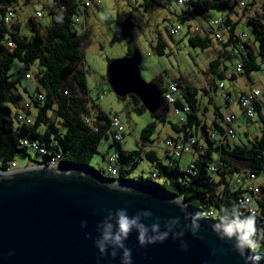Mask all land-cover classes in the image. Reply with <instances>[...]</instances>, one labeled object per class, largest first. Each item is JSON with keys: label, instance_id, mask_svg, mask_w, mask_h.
Listing matches in <instances>:
<instances>
[{"label": "trees", "instance_id": "obj_1", "mask_svg": "<svg viewBox=\"0 0 264 264\" xmlns=\"http://www.w3.org/2000/svg\"><path fill=\"white\" fill-rule=\"evenodd\" d=\"M0 1L12 4L29 0ZM54 1L55 5L50 12V28L45 36L41 35L43 24L39 18L33 16L29 19L34 38L23 34L21 24L17 23V20L12 26L5 24L3 17L6 9L0 10V157L5 162V170L8 169L7 162L16 160V155L19 152L27 153L29 151L19 146V139L23 135H30L48 147H54L57 144L64 153L63 163L66 165L89 167H92L91 163L99 152L102 142L110 140L107 128L112 117L98 105H93V111L94 109L96 111H94L96 123L101 126L98 132L93 131L85 121V115L89 113L87 98L80 97L78 105L72 106L70 109L64 108L63 104L67 99V96L64 95L65 89H69L75 95L83 96L89 95L90 91L87 83V65L82 36L75 24L76 17L81 15V9L75 0ZM192 7L190 16L194 17L205 15L213 10L232 9L227 2H217V0H203L196 2ZM252 14L254 15L250 19L249 28L253 34V43L247 44L245 52L239 51L238 39L231 38L227 43L222 44L223 49L217 51V56L215 55L209 62L213 73L220 77L225 75L227 66L225 71L220 70V67L223 59L231 56L229 47L237 48L242 57L241 62L245 73L249 74L252 71L262 69L261 61L264 62V12ZM121 28L130 44L127 55H131L134 51L132 25L127 20L121 24ZM8 39L14 41V47H6ZM211 42L209 37L204 38L198 34L189 37L191 45L200 46L203 49L209 48ZM17 58L23 62L25 69H31L32 63L39 61L38 72L34 75L37 76L39 82L37 90L45 94L44 101L34 103L33 111L36 112H32L34 123L23 128L16 126L14 110H19L23 106L25 98H23L22 93H16V91L22 89L28 97L32 93L28 87L19 86L21 85L19 80L12 78V62ZM234 76H237L236 72H234ZM178 85L181 97H178L176 106L181 109L189 107V112H186L187 121L181 123L178 119L173 120L164 117L161 119V115L157 113L155 115L159 121L170 122L176 131L184 132L185 135H198L197 132L201 130L207 137L209 126L198 113L200 109L198 89L191 84L181 85L178 83ZM160 87L164 93L165 87L162 85ZM130 96L134 98L140 112L147 111L139 98L134 95ZM218 111L217 105L215 111L217 116H219ZM52 112L55 117H53ZM257 114L263 124V129L251 146L248 144L233 146L230 143L219 148L211 147L198 160V173L192 177H189L184 169L178 166L171 167L162 162L157 150L146 149L144 143H154L151 136L156 129V123H150L143 131L141 139L144 143H137L136 148L132 151L124 149L123 143L125 141L110 144V150L113 147V150L119 154V180L121 182L156 183L169 195L185 199L196 215L200 216L205 209H214L217 217L212 220L224 226L228 223H236L239 199L247 192L246 184L248 181L244 169H263L264 166V107L261 103L257 106ZM175 120H178L179 123L174 122ZM213 125V129H219L218 120H215ZM220 150L229 167L216 176H209L206 172L208 163L214 158L213 152L219 153ZM108 151L107 146L105 152ZM234 160L243 161L245 168L239 169L233 163ZM143 161H149L154 167L152 175L133 177L131 173ZM97 170L103 174L106 168ZM237 171L244 176L232 180ZM154 172L158 173L160 181H156L157 179L153 177ZM239 178H241V182H238ZM257 206L259 213L253 216L250 222L254 225L255 234L252 239L256 242L257 248L255 251L248 248L252 255L264 261V183L257 199Z\"/></svg>", "mask_w": 264, "mask_h": 264}, {"label": "water", "instance_id": "obj_2", "mask_svg": "<svg viewBox=\"0 0 264 264\" xmlns=\"http://www.w3.org/2000/svg\"><path fill=\"white\" fill-rule=\"evenodd\" d=\"M142 62L135 48L112 60L107 76L118 97L134 95L154 115L163 92L144 79ZM225 227L156 183L113 181L94 167L0 170V264H264Z\"/></svg>", "mask_w": 264, "mask_h": 264}, {"label": "rangeland", "instance_id": "obj_3", "mask_svg": "<svg viewBox=\"0 0 264 264\" xmlns=\"http://www.w3.org/2000/svg\"><path fill=\"white\" fill-rule=\"evenodd\" d=\"M263 1L217 0V2H227L232 9L213 10L209 15H228L235 18L236 14L241 13L244 9L250 14L263 13ZM36 10L37 7H25L18 12L17 23L21 24L23 34L30 38L34 37L29 19L34 16ZM184 10L185 7L179 5L176 0H168V2L165 0H113V2L104 0L101 6L96 5L88 10L85 35L82 26H79L87 65V83L93 105H98L110 117L121 116L128 130L124 142L127 149L134 148L136 140L143 137V131L147 125L155 122L156 129L151 136L154 143L150 144L147 149L157 150L158 156L164 163L170 159L164 150L166 139L177 135L172 124L159 121L155 114L152 115L148 111L140 112L137 103L131 96L118 97L108 80V64L114 59L126 57L130 47L123 34L122 23L128 20L132 25V46L134 49H138L143 56L141 74L144 79L164 87L173 81L181 85L191 84L196 87L200 100L198 113L209 127L217 118L215 111L221 97V91L217 87L219 82L223 81L235 98L240 91L255 88L264 90V62L261 61L262 69L249 74L242 70L237 72L235 77L234 69L242 57L236 47H229L231 56L224 58L220 67L222 71H225L226 66L228 69H226L225 75L220 77L211 71L209 65L210 60L215 55L217 56V51L223 49L220 43L210 38L211 46L207 49L191 45L189 37L192 34L188 32L187 26L182 27L180 35H172L170 31L173 27L182 26L180 16ZM39 20L43 24L41 35L45 36L50 28V15ZM198 35L206 37L205 34ZM38 68V60L32 63L31 69H25L23 62L17 58L12 62V78L19 80L21 82L19 86L28 87L33 93L36 88L35 80L34 78L28 79L27 73L35 76ZM16 93H22L25 98L23 102L30 97L22 89L17 90ZM101 96L103 97L101 98ZM177 96L181 97L180 92ZM16 111L18 109L14 110V114ZM52 115L55 117L53 112ZM262 129L263 124L258 114L252 120L243 118L232 145L248 144L251 146L260 136ZM109 141L111 140L102 142L99 152L91 163L92 167L107 169L109 155L114 151L112 147L111 150L105 152ZM187 159L188 156H184L182 164ZM38 161L39 156L32 150L27 153L19 152L16 155V162L20 167ZM233 163L239 169L245 168L243 161L234 160ZM153 170L154 167L151 163L146 161L135 168L131 175L136 178L140 175L148 177L152 175ZM239 171L235 172L232 180L243 175ZM156 181H160V179ZM258 181L264 183V173L261 174Z\"/></svg>", "mask_w": 264, "mask_h": 264}, {"label": "built area", "instance_id": "obj_4", "mask_svg": "<svg viewBox=\"0 0 264 264\" xmlns=\"http://www.w3.org/2000/svg\"><path fill=\"white\" fill-rule=\"evenodd\" d=\"M104 0H75L77 5L81 9V15L76 17L75 24L81 25L84 31V35L87 29V10L93 6H100ZM107 2H113V0H106ZM177 3L185 7L182 16L180 17L182 26L173 27L171 29L172 35H180L183 26H187L188 32L192 35L205 34L206 37L215 39L218 43L225 44L231 38L239 40V51L245 52L247 44L253 43V34L249 28L250 19L254 14H250L245 11L237 13L235 18L228 15H216L211 16L206 13L202 16H190L193 10V4L203 0H176ZM168 2V0H165ZM54 0H29L26 2H14L12 4H6L0 1V10L6 9L3 17L5 24L12 26L18 17V12L25 7H37L34 13V17L43 18L46 15H50ZM244 7L246 5L242 4ZM80 30V28H79ZM81 33V31H80ZM14 41L8 39V48L14 47ZM235 72L243 70L242 62H238L235 67ZM28 79L35 80L36 88L30 98L26 100L23 106L16 113V126L23 128L27 125L34 123V110L35 102H42L45 100V94L37 90L38 78L31 73L27 74ZM218 89L221 91V97L218 102L219 108V129H212L208 131V136L201 139L198 135H181L179 137H168L165 144V152L176 161L181 160L184 156L190 157V160L184 170L189 177L196 176L198 173V160L202 155L211 149V147L219 148L226 146L232 142L237 133V123L246 118L249 120L254 119L257 116V106L264 99V90L261 88L250 89L247 91H240L235 98L232 91H230L226 84L221 81L218 84ZM179 93V85L177 82L169 83L165 87L163 93L164 104L157 114L161 115L160 118L178 119L181 123L187 121L186 112H189V107L181 109L176 106ZM64 95L67 96L64 102V108L70 109L72 106L78 105L80 97L88 99V111L85 115L86 123L91 126L93 131L98 132L101 126L96 123V115L93 111V103L90 94L89 95H75L69 89L64 90ZM103 96H101L102 98ZM127 125L123 122L121 116L115 115L112 117L110 124L107 128V134L113 143L123 142L127 137ZM137 143H144L143 139H137ZM148 148L149 143H144ZM19 146L25 150H32L39 156V161L32 164H26L22 167L29 166H51L58 167L66 165L63 163L64 153L59 149L58 145L54 147H48L42 145L36 138L30 135H23L19 139ZM146 148V149H147ZM264 154V152H263ZM213 160L208 163L206 172L209 176H216L219 172L228 169L229 165L222 156V151L219 153L213 152ZM145 162V161H143ZM142 162V163H143ZM4 160L0 157V170L10 172L22 168L18 166L16 160L7 162L8 169H4ZM119 154L117 151L112 152L109 155V165L103 172V176L113 181L121 182L119 180L120 166H119ZM244 173L247 174V192L239 199V210L237 211L236 223L250 224L253 216L259 213L257 206V199L261 194V186L263 182H259L261 172L263 169L245 168ZM153 177L158 179V173L154 172ZM241 182V178L238 179ZM201 218L204 220L214 221L212 219L217 217V213L214 209H205L201 212Z\"/></svg>", "mask_w": 264, "mask_h": 264}, {"label": "clouds", "instance_id": "obj_5", "mask_svg": "<svg viewBox=\"0 0 264 264\" xmlns=\"http://www.w3.org/2000/svg\"><path fill=\"white\" fill-rule=\"evenodd\" d=\"M130 225L129 222L127 221L126 218H121L120 223H119V229L120 233L123 234L124 237L127 236L128 231H129ZM225 233L231 237L232 235L239 233L238 239L239 243L237 244V247L240 248L241 250L245 245H247L250 249L253 251L256 250L257 244L256 242L252 239V236L255 234V229L253 224H246V223H228L226 224L225 227ZM115 240L117 243L121 242V235L117 234L115 236ZM143 238H141V244H143ZM123 247V245L121 244ZM130 250H125V258L130 259L129 255ZM243 254V253H242ZM259 257H257L258 259Z\"/></svg>", "mask_w": 264, "mask_h": 264}, {"label": "crops", "instance_id": "obj_6", "mask_svg": "<svg viewBox=\"0 0 264 264\" xmlns=\"http://www.w3.org/2000/svg\"><path fill=\"white\" fill-rule=\"evenodd\" d=\"M23 105V104H22ZM262 105H263V107H264V101L262 100ZM206 109H208L207 107H206ZM243 119V118H242ZM241 119V120H242ZM215 120H218V122H219V117L217 116V118L216 119H214V121ZM241 120L237 123V129H238V126H240V124H241ZM213 121V122H214ZM174 122H177V123H179V121L178 120H175ZM206 122V121H205ZM207 123V122H206ZM209 126V125H208ZM214 128V125H212V127H209L208 128V130H207V132L208 131H211L212 129ZM177 132V135H176V137H179V136H181V135H185V133L184 132H178V131H176ZM197 134H198V136L201 138V139H203L204 137H205V134H203V132L201 131V130H199L198 132H197ZM236 137V136H235ZM235 139V138H234ZM234 139L232 140V142H231V144L233 143V141H234ZM112 143V141H109L108 142V148H109V150H110V144ZM123 147H124V149L126 150V151H132L133 149H135L136 148V146L134 147V148H132V149H127L126 148V145L123 143ZM166 156H168L170 159L169 160H167V162H165L166 164H168L169 166H171V167H174V166H178V167H180L181 169H184L185 167H186V165L188 164V162H189V160H190V157H188V159L186 160V162L184 163V164H182V159L181 160H179V161H176L175 159H173L171 156H169L167 153H166Z\"/></svg>", "mask_w": 264, "mask_h": 264}]
</instances>
